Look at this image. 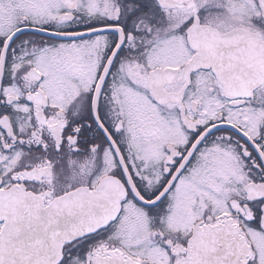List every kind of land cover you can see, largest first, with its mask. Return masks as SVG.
Listing matches in <instances>:
<instances>
[{
	"label": "snow or ice",
	"instance_id": "obj_1",
	"mask_svg": "<svg viewBox=\"0 0 264 264\" xmlns=\"http://www.w3.org/2000/svg\"><path fill=\"white\" fill-rule=\"evenodd\" d=\"M0 264H264V0H0Z\"/></svg>",
	"mask_w": 264,
	"mask_h": 264
}]
</instances>
